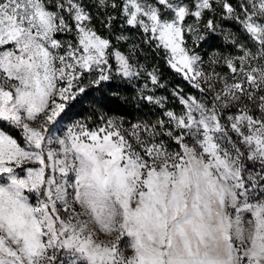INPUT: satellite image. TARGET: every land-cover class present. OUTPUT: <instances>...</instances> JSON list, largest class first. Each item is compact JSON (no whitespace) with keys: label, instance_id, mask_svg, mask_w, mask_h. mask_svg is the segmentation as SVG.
<instances>
[{"label":"snow or ice","instance_id":"snow-or-ice-1","mask_svg":"<svg viewBox=\"0 0 264 264\" xmlns=\"http://www.w3.org/2000/svg\"><path fill=\"white\" fill-rule=\"evenodd\" d=\"M0 264H264V0H0Z\"/></svg>","mask_w":264,"mask_h":264}]
</instances>
